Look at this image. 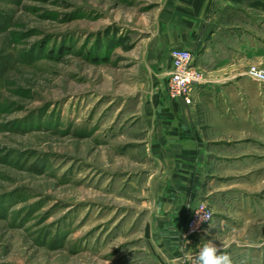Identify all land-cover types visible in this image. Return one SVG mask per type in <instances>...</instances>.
Here are the masks:
<instances>
[{
	"label": "rangeland",
	"instance_id": "374dc122",
	"mask_svg": "<svg viewBox=\"0 0 264 264\" xmlns=\"http://www.w3.org/2000/svg\"><path fill=\"white\" fill-rule=\"evenodd\" d=\"M166 1L0 0V264H152L138 95ZM243 123L201 202L232 264H264V120Z\"/></svg>",
	"mask_w": 264,
	"mask_h": 264
},
{
	"label": "crops",
	"instance_id": "0c3cea01",
	"mask_svg": "<svg viewBox=\"0 0 264 264\" xmlns=\"http://www.w3.org/2000/svg\"><path fill=\"white\" fill-rule=\"evenodd\" d=\"M258 2L255 8L237 0H167L145 41L138 102L155 167L145 224L152 264H191L203 241L215 237L214 221L188 235L187 220L205 198L211 154L231 144L217 133L264 120V83L246 76L250 65L264 69V4ZM174 47L190 50L201 72L191 105L168 94Z\"/></svg>",
	"mask_w": 264,
	"mask_h": 264
},
{
	"label": "built area",
	"instance_id": "2783aa9c",
	"mask_svg": "<svg viewBox=\"0 0 264 264\" xmlns=\"http://www.w3.org/2000/svg\"><path fill=\"white\" fill-rule=\"evenodd\" d=\"M173 69L168 80V91L172 98H182L191 105L193 91L201 78V72L194 64L193 53L185 48L174 47L171 50ZM246 74L255 81L264 83V69L257 65H250ZM199 211V212H197ZM204 213L205 218L204 219ZM214 217L212 208L206 202H201L189 214L187 220V234L195 235L207 228Z\"/></svg>",
	"mask_w": 264,
	"mask_h": 264
},
{
	"label": "clouds",
	"instance_id": "9594fccd",
	"mask_svg": "<svg viewBox=\"0 0 264 264\" xmlns=\"http://www.w3.org/2000/svg\"><path fill=\"white\" fill-rule=\"evenodd\" d=\"M199 212V211H197ZM204 219L205 213H204ZM191 264H232L228 253L221 251L213 240H204L193 255Z\"/></svg>",
	"mask_w": 264,
	"mask_h": 264
}]
</instances>
